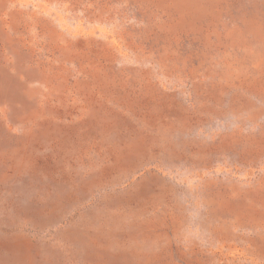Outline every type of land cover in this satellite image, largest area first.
<instances>
[{
    "label": "rangeland",
    "instance_id": "obj_1",
    "mask_svg": "<svg viewBox=\"0 0 264 264\" xmlns=\"http://www.w3.org/2000/svg\"><path fill=\"white\" fill-rule=\"evenodd\" d=\"M0 264H264V0H0Z\"/></svg>",
    "mask_w": 264,
    "mask_h": 264
}]
</instances>
